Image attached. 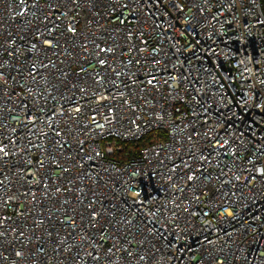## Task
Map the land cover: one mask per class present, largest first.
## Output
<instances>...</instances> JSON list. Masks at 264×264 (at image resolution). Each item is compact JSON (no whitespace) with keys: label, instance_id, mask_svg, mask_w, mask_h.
<instances>
[{"label":"built area","instance_id":"obj_1","mask_svg":"<svg viewBox=\"0 0 264 264\" xmlns=\"http://www.w3.org/2000/svg\"><path fill=\"white\" fill-rule=\"evenodd\" d=\"M0 264H264L260 0H0Z\"/></svg>","mask_w":264,"mask_h":264},{"label":"trees","instance_id":"obj_2","mask_svg":"<svg viewBox=\"0 0 264 264\" xmlns=\"http://www.w3.org/2000/svg\"><path fill=\"white\" fill-rule=\"evenodd\" d=\"M261 4V10L264 15V0H260ZM146 140H139V141H133V142H128L125 151L123 153L125 158H129L132 156H135L138 153V150L145 146Z\"/></svg>","mask_w":264,"mask_h":264}]
</instances>
